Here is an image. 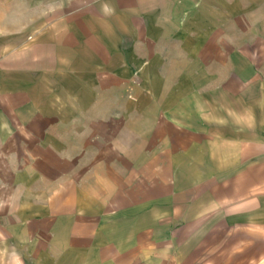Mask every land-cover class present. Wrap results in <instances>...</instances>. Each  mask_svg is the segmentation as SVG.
<instances>
[{
	"label": "crops",
	"instance_id": "0c3cea01",
	"mask_svg": "<svg viewBox=\"0 0 264 264\" xmlns=\"http://www.w3.org/2000/svg\"><path fill=\"white\" fill-rule=\"evenodd\" d=\"M0 264H264V0H0Z\"/></svg>",
	"mask_w": 264,
	"mask_h": 264
}]
</instances>
